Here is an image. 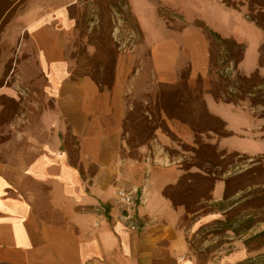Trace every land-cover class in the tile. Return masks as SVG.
Listing matches in <instances>:
<instances>
[{
	"label": "rangeland",
	"instance_id": "obj_1",
	"mask_svg": "<svg viewBox=\"0 0 264 264\" xmlns=\"http://www.w3.org/2000/svg\"><path fill=\"white\" fill-rule=\"evenodd\" d=\"M70 1L0 0V171L10 181L21 180L25 167L48 150L67 149L72 159L76 157L77 142L68 127L62 128L63 97L58 105L56 94L46 87L47 71L27 37L23 16L39 4L47 3L52 11ZM227 2L229 6L224 0H75L68 7L71 28L57 34L59 50L72 81L88 76L107 89L114 76L122 74L121 158L152 156L158 144L154 132L167 137L164 153L180 174L164 190L175 207L184 209L179 229L188 256L203 263L245 250L249 255L238 264H264V235L256 237L264 230V220L244 229L248 219H264V208L235 216L241 204L229 205L243 193L222 201L224 180L233 174L248 170L232 191L248 182L264 183V108L250 107L237 90L255 85L253 92L264 93V44L257 76L248 83L235 68L228 46L210 40L206 32L210 29L242 44L246 55L242 68L253 71L263 33L246 15L264 27V0ZM161 22L206 38L210 51L206 77L192 81L183 70L174 84L154 81L149 42L161 38ZM197 53L205 55L200 48ZM223 153L224 163L217 167ZM181 202L189 205V212Z\"/></svg>",
	"mask_w": 264,
	"mask_h": 264
},
{
	"label": "crops",
	"instance_id": "obj_2",
	"mask_svg": "<svg viewBox=\"0 0 264 264\" xmlns=\"http://www.w3.org/2000/svg\"><path fill=\"white\" fill-rule=\"evenodd\" d=\"M74 2L52 11L47 3L39 4L23 15L24 30L47 71L46 87L56 94L58 105L63 97L59 110L62 128L70 129L77 150L74 159L67 149L39 154L25 167L21 180L10 181L0 171V264L240 263L249 255L245 250L203 263L188 256L179 229L184 209L175 207L164 195V189L180 174L176 163L164 153L163 145L168 144L164 134L154 132L158 144L152 156L139 160L120 157L122 74L118 72L107 89L88 76L69 79L57 34L71 28L68 7ZM254 25L263 39L256 44L253 71L242 68L245 52L237 65L246 76L259 69V49L264 44V30ZM161 29V38L149 42L154 81L174 84L183 70L192 81L206 77L210 60L206 38L192 29L175 31L165 22ZM199 48L205 55L198 56ZM67 83L76 87H66ZM65 88L68 91L61 94ZM120 188L135 193L138 200L130 207L119 205Z\"/></svg>",
	"mask_w": 264,
	"mask_h": 264
},
{
	"label": "trees",
	"instance_id": "obj_3",
	"mask_svg": "<svg viewBox=\"0 0 264 264\" xmlns=\"http://www.w3.org/2000/svg\"><path fill=\"white\" fill-rule=\"evenodd\" d=\"M224 2L229 6L227 0H224ZM246 17L249 18V20H251L252 22H254L258 27H260L261 29L264 30V27H262L259 23L255 22V20L253 18H251L249 15H246ZM206 32H207L210 40L213 39V40H216L223 45L228 46V51L230 52L231 60L234 61L235 68H237L238 63L243 58V53H244L243 45L235 42L233 39L223 38L218 33L211 31L210 29H206ZM261 48H262V46L260 47L259 50H261ZM259 66H261L260 65V58H259ZM256 76H257V71L250 74L249 76L243 75L242 80L247 81L248 83H251ZM249 86L250 87H237V90L241 94H243V98L241 100H243L245 98L250 107L261 105L264 108V93L258 94V92H257V94H256V92H253L254 88H256V87H254L255 85H249ZM214 98L216 100H222L221 97L216 93H214ZM223 101L227 102V103L237 104L236 100L225 99ZM210 115H212V114H210ZM213 117H215V119L218 120V118L216 116H213ZM219 158H221V161L219 164L216 165L217 167H221L222 164L224 163V160H223L224 159V153L220 154ZM207 163H209V161H207ZM247 173H248V170H244V171L238 172L236 174H233L224 180V191H223V196H222L223 202L228 201L230 198H232L237 193H240V192L243 193V195H241L240 197H237L229 205V208H232L233 206H235L237 204H241L239 206V208H236L234 210L233 213L235 214V216L242 213V212L255 211V210H260V209L264 208V187H262V186H264V183L248 182L247 184H244V185H241V186L235 188L233 191L231 190V188L235 185V183L238 180H240L241 178H243ZM164 195L166 197H168L172 203H174L173 198L170 197L169 195H167L165 193V190H164ZM202 198H204V197H202ZM205 199H209V198H205ZM181 204L184 205L186 211H188L189 205L185 202H181ZM221 210L224 211L226 209L221 208ZM247 217L251 218L250 214H247ZM229 220L230 219H228V221ZM262 220H264V219H259L256 221H251V219H248L244 229H250L257 222H260ZM262 235H264V230L261 231L260 233H258L256 235V237L262 236Z\"/></svg>",
	"mask_w": 264,
	"mask_h": 264
},
{
	"label": "built area",
	"instance_id": "obj_4",
	"mask_svg": "<svg viewBox=\"0 0 264 264\" xmlns=\"http://www.w3.org/2000/svg\"><path fill=\"white\" fill-rule=\"evenodd\" d=\"M116 200L119 205L124 206V207H130L134 204L136 200H138V198L135 193L127 189L120 188L117 191Z\"/></svg>",
	"mask_w": 264,
	"mask_h": 264
}]
</instances>
